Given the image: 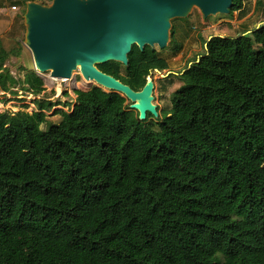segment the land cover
<instances>
[{"label":"trees","instance_id":"1","mask_svg":"<svg viewBox=\"0 0 264 264\" xmlns=\"http://www.w3.org/2000/svg\"><path fill=\"white\" fill-rule=\"evenodd\" d=\"M205 47L159 119L97 86L45 130L42 102L0 114V264H264V23ZM158 58L133 45L98 69L139 91Z\"/></svg>","mask_w":264,"mask_h":264},{"label":"water","instance_id":"2","mask_svg":"<svg viewBox=\"0 0 264 264\" xmlns=\"http://www.w3.org/2000/svg\"><path fill=\"white\" fill-rule=\"evenodd\" d=\"M194 6L206 18L228 14L232 0H52L49 6L32 1L23 16L25 44L41 73L51 70L52 78L68 80L79 65L84 79L122 94L144 120L147 113L157 116L152 81L147 78L144 87L134 91L95 65H127L133 45L141 51L145 46L165 48L171 20L187 17Z\"/></svg>","mask_w":264,"mask_h":264},{"label":"rangeland","instance_id":"3","mask_svg":"<svg viewBox=\"0 0 264 264\" xmlns=\"http://www.w3.org/2000/svg\"><path fill=\"white\" fill-rule=\"evenodd\" d=\"M38 3L44 6L51 5L49 0H40ZM13 6L17 9L12 10ZM23 8V0H0V47L5 51L4 54L0 52V63L3 64L1 71H9L20 81L11 92H4L0 88V114L18 112L30 114L36 112L39 109L38 102H42L46 122L40 128L45 130L47 125L56 124L61 120L60 111L71 110L76 98L75 90L87 91L93 86H99L95 82L86 81L79 67L72 72V77L68 80L54 79L51 77V70L41 73L35 68L32 53L25 44L27 27L22 15ZM263 23L264 0H245L241 11L232 14L218 13L206 18L194 6L187 17L171 20L167 46L163 49L158 45L150 47L159 56L154 62L165 63L166 67L149 68L148 74L144 77L146 82L147 78L152 81L151 103L156 107L157 112V116L147 113L145 119L147 117L159 119L171 112V95L182 85L178 75L204 52L206 41L214 36L234 37L252 31ZM172 27L174 38L179 45L178 50L170 46ZM100 64L95 65L97 69ZM30 72H35L43 81L42 90L38 94L28 89L29 85L25 82V77ZM120 73L125 75L123 67ZM132 104L127 99L130 109ZM132 110L139 116L136 110Z\"/></svg>","mask_w":264,"mask_h":264},{"label":"crops","instance_id":"4","mask_svg":"<svg viewBox=\"0 0 264 264\" xmlns=\"http://www.w3.org/2000/svg\"><path fill=\"white\" fill-rule=\"evenodd\" d=\"M34 2H39L40 0H33ZM30 2H32V1H30ZM28 3V2H27ZM14 7H16V6H14ZM11 9H12V7H11ZM17 9V8H16ZM24 15V14H23ZM249 32H251V31H246L245 33H249ZM205 48L206 47H204V51H205ZM203 54V53H202ZM202 54H199L197 57H199V56H201Z\"/></svg>","mask_w":264,"mask_h":264},{"label":"bare ground","instance_id":"5","mask_svg":"<svg viewBox=\"0 0 264 264\" xmlns=\"http://www.w3.org/2000/svg\"><path fill=\"white\" fill-rule=\"evenodd\" d=\"M34 65H35V63H34ZM77 67H79L80 68V66L79 65H77ZM73 74V73H72ZM86 81H89V80H86ZM91 82V81H90ZM150 88V86H148V88L146 89V91H145V93L146 92H148V89ZM144 95H146V94H144ZM138 103V102H137ZM146 107H148V105L146 106Z\"/></svg>","mask_w":264,"mask_h":264},{"label":"built area","instance_id":"6","mask_svg":"<svg viewBox=\"0 0 264 264\" xmlns=\"http://www.w3.org/2000/svg\"><path fill=\"white\" fill-rule=\"evenodd\" d=\"M12 10H16V7L13 6V7H12Z\"/></svg>","mask_w":264,"mask_h":264},{"label":"flooded vegetation","instance_id":"7","mask_svg":"<svg viewBox=\"0 0 264 264\" xmlns=\"http://www.w3.org/2000/svg\"><path fill=\"white\" fill-rule=\"evenodd\" d=\"M149 120H154V119H150V118H149Z\"/></svg>","mask_w":264,"mask_h":264}]
</instances>
